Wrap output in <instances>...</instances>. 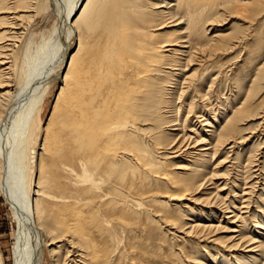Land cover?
I'll return each instance as SVG.
<instances>
[{
  "label": "bare ground",
  "instance_id": "obj_1",
  "mask_svg": "<svg viewBox=\"0 0 264 264\" xmlns=\"http://www.w3.org/2000/svg\"><path fill=\"white\" fill-rule=\"evenodd\" d=\"M41 1L0 0V184L19 224L14 264H188L179 233L200 231L249 249L238 264H264V225L242 223L248 192L223 198L207 165L240 131L234 111L218 117V82L234 76L220 56L244 48L255 25L247 47L264 57V0H52L69 2L62 18L32 30ZM155 155L190 166L165 169ZM205 188L199 202L230 225L225 239L186 222V201Z\"/></svg>",
  "mask_w": 264,
  "mask_h": 264
},
{
  "label": "rangeland",
  "instance_id": "obj_2",
  "mask_svg": "<svg viewBox=\"0 0 264 264\" xmlns=\"http://www.w3.org/2000/svg\"><path fill=\"white\" fill-rule=\"evenodd\" d=\"M41 3H44V11L32 19L26 18L27 23H29L32 30L38 29L40 25L39 27L47 26L45 29L51 31L55 23L62 18L69 2L59 4L52 0H42ZM261 19L264 20V15H262ZM59 30L60 36L64 37V33H61L63 29L60 28ZM262 32H264V28L261 30ZM251 33L253 34L245 41L244 48L239 47L234 50V53L231 51L227 55L220 56L221 58H232L229 64L234 76L232 77L231 75L230 81L227 77H224L218 82L221 89L220 94L217 93L219 95L218 98L216 97L221 107L218 117L220 121L224 122L222 118L226 115L231 116L232 111H234L239 117L240 131L234 144L227 146V148H230L235 145L231 153L230 151L227 152L223 147L213 161H207V165L209 167L208 171L216 175V178L212 181L216 183L215 185L222 187L219 195L223 198L227 197L230 201L236 200L239 202L242 191L248 192L247 195H244L247 200V208L242 209L244 211L242 223H245L247 228L254 229L253 225L255 224L264 225V57L256 61L255 56L251 53V49L255 44L247 47V44L254 41L250 42L251 39L255 38V25ZM213 34H209V36ZM35 36H39L38 30ZM205 38L207 39L208 37L205 36ZM257 72L260 76L257 75L256 77L255 74ZM254 77H256V80L253 81ZM227 87H229V90ZM56 93L57 89L55 87L50 96L48 95L50 106L54 102ZM192 98L191 96L186 101L189 102ZM227 102L229 103V109L223 115ZM191 120L196 121V118L193 117ZM156 153L158 154V152ZM155 156L159 161L163 162L165 169L174 163L173 168L177 166L183 168L176 171L186 172L185 168L190 166L187 161L179 158L171 160L166 157L165 160H161L158 155ZM215 185L208 184L207 186L212 190ZM209 190L205 188L193 196L194 201H186L189 202L191 211L186 212L187 221H185L188 222L192 219L202 225L213 224L215 228L212 230L211 235H215L216 238L220 239L227 238V226L230 225L220 217L221 213L218 212V209L199 202L208 198ZM11 208V202L4 196L0 184V246L6 259V264H14L15 233L19 226ZM179 234L183 237L179 242L180 246L178 248L184 250L185 259H188V256H193V259H189L191 261H188V264H238L245 258L244 252L249 251V249L245 248L227 250L226 245L221 243V241L211 242V239L202 238L201 231L198 235L194 234L187 237L182 233Z\"/></svg>",
  "mask_w": 264,
  "mask_h": 264
}]
</instances>
